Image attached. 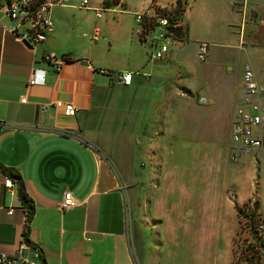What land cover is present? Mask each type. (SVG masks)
Segmentation results:
<instances>
[{
	"label": "crops",
	"instance_id": "obj_1",
	"mask_svg": "<svg viewBox=\"0 0 264 264\" xmlns=\"http://www.w3.org/2000/svg\"><path fill=\"white\" fill-rule=\"evenodd\" d=\"M134 3L101 0L89 5L102 4L104 21L125 23L120 53L112 47L110 34L103 39L105 35L95 23L99 16L93 11L90 22L80 21L76 0L52 6L51 28L35 47L25 45L19 38L23 27L13 32L11 19L0 12V163L17 172L32 208L24 234L26 204L17 182L4 186L5 175L0 171L2 251L14 252L23 240L40 248L43 264H171L166 260L167 251L156 255L162 248L157 238L146 248L140 244L143 248L137 254L131 249L133 237L143 242V236L147 239L154 234L141 210L142 206L157 208L160 191L156 190L159 184L140 191L138 169L126 166L130 155H134V164L142 165L147 159L161 165L154 167L156 181L169 173L177 181L184 164L191 168L185 178L196 176L192 172L196 170L201 181L197 208L201 203L203 220L187 212L182 222L183 234L188 229L183 242L189 244L196 229L199 242L206 245L209 240L214 256L218 234L216 240H211V233L206 236V212L216 213L212 228H218L224 205L232 202L234 207L250 196L236 201L239 186L226 176L233 168L230 164L238 162L228 158V148L234 109L241 98L242 63L204 33L214 35L219 20L234 18L240 35L245 14L252 13L258 22L246 26L247 50H263L264 0H185V40L168 45L166 61L150 57V48L146 51L135 30L133 33V12L138 10ZM94 26L99 28L95 37ZM200 40H207L209 46L206 57L195 67L190 59H197ZM240 40L237 36L239 45ZM46 50L66 56L58 70L42 60ZM33 68L44 69L43 82L28 81ZM120 71L131 72L129 83L119 81ZM227 72L232 73L233 82L222 85L218 77ZM55 100L72 103L74 114H64L54 105ZM113 161L118 162L119 172ZM243 163L255 167L253 181L258 179L254 183L258 191L259 161L248 158ZM188 181L192 183V179ZM66 190L74 204L59 210L56 203ZM233 213L230 238L237 225L235 208ZM229 249L230 240L228 253ZM22 254L28 257L29 251L24 249Z\"/></svg>",
	"mask_w": 264,
	"mask_h": 264
},
{
	"label": "built area",
	"instance_id": "obj_2",
	"mask_svg": "<svg viewBox=\"0 0 264 264\" xmlns=\"http://www.w3.org/2000/svg\"><path fill=\"white\" fill-rule=\"evenodd\" d=\"M66 0H0V12L7 15L12 22L11 30L16 32L23 27L19 38L29 46L40 43L51 28L52 6L63 4ZM185 0L161 3L158 0H147V5L133 12L135 32L139 39L150 48L149 56L161 59L166 56L170 43H181L185 40L186 26L182 20V5ZM79 6L90 7L95 16H100L102 6H89L88 0H79ZM179 8V9H178ZM181 9V13H180ZM99 28L94 26L92 36L98 35ZM241 43V42H240ZM209 42H197L196 57L203 60L208 51ZM66 59L64 54H56L46 50L42 60L52 69L58 70ZM130 71L118 72V79L129 83ZM44 69L33 68L28 78L30 83L43 82ZM241 98L233 113L230 128L231 144L228 157L232 161L245 162L257 160L260 164V195L254 193L245 202L237 204L236 219L239 232L232 241L230 264H264V73L257 75L249 61H244L240 69ZM24 97L21 98L24 101ZM54 105L60 107L66 115L74 114L75 107L68 101L55 100ZM3 185L11 187L14 183L5 175ZM74 204L68 190L56 203L59 210ZM11 209H8V212ZM128 229L127 216L125 219ZM29 251V256L22 250ZM0 264H43L40 248L25 241L19 242L16 250L6 253L0 249Z\"/></svg>",
	"mask_w": 264,
	"mask_h": 264
},
{
	"label": "rangeland",
	"instance_id": "obj_3",
	"mask_svg": "<svg viewBox=\"0 0 264 264\" xmlns=\"http://www.w3.org/2000/svg\"><path fill=\"white\" fill-rule=\"evenodd\" d=\"M79 2V0H76ZM101 0H88L89 5H97ZM168 1V0H161ZM174 0H170L169 3ZM198 1V0H197ZM145 2L147 0H135V3L133 7L138 8L140 10L145 5ZM99 5V4H98ZM102 5V4H101ZM100 5V6H101ZM185 1L183 4V11L185 9ZM76 9V13L80 21L83 23L90 22L91 19L94 17L92 14V10L89 7H81ZM249 13V12H248ZM101 15V14H100ZM105 15V12L102 13L101 16L97 17L95 20V23L99 26L101 33L104 34V40H106L109 37V34L111 35V43L112 47L116 48V53H120L121 51V36L126 31V28L123 29V26L125 23H122V25H119L118 22H109L104 21L103 18ZM246 18H244V25H243V31L241 29L240 35L237 34L238 31V25L235 24L234 18H225V20H219L217 22V30L214 35L210 32H205L204 36L205 38L209 39H215L216 42L220 43L221 46L227 48V55L232 56L233 59L238 63H243L244 61H249L251 65L253 66L254 70L256 72L264 73V47L263 50H247V47L250 45L248 39H247V30L246 26L247 24H253L258 21H255L253 19L252 13L245 14ZM196 24L200 27L199 21L196 22ZM229 24V25H228ZM232 26V28H231ZM136 26H133V33ZM201 28V27H200ZM202 29V28H201ZM232 29L235 30L232 34ZM229 30L231 32H229ZM239 32V31H238ZM196 36H201V32H196ZM238 39L241 42V45H239ZM241 37V38H240ZM109 42V40H107ZM212 41V40H211ZM237 42V45L235 43ZM143 48L147 51L148 46L146 43L142 42ZM260 46V45H259ZM212 48V46H211ZM214 48V47H213ZM169 57L166 56L158 61H166ZM198 60V61H197ZM191 63L196 67L197 62H201L202 60L195 59V57L190 59ZM230 61V60H229ZM177 75H175L176 77ZM174 78V77H173ZM233 75L231 72H227L226 75H222L221 77H218V80L220 84L225 85L226 83L231 84L233 82ZM131 150V149H128ZM132 150H135V148H132ZM126 157V156H125ZM229 158V157H228ZM145 162L140 164H134V155H130L128 163L126 166H131V170L138 169V175H140V183L141 186L138 188L140 191L142 190H149L150 188L153 189V186H156L159 184V187L156 188V190H159L158 199L156 201L157 208H148L142 206L141 213L144 217H148V224L152 223V230L151 232H154V234L149 238H141L143 242H139L134 237L131 239V249L135 254H137L141 248H146L145 245L147 243H152L159 241V250H157L156 255H164V253L167 251L168 254H165L167 256L166 260H168L171 264H230L231 262V248H232V241L235 235L239 232V226H235L234 233L232 234L230 238V233L233 230V208L237 206V204H234L235 207H233V203L229 202L228 205H224V208L221 212V217L219 219V226L218 228H212L217 223V216L216 213L210 214L209 211L206 212V224H208V227H206L207 235L211 233L213 239L216 240V235L218 234V253L216 256L213 255L212 252V245H208V241H206V245H203L199 242V235L197 233L196 229L192 230V240L189 244H185L183 242L184 238L186 237V234L188 232V229L185 234L183 228L182 222L186 221V217L188 215L187 212H191L196 218H199V221H202L203 218L199 216V211L202 206L200 203L199 208H197V202L200 200L199 192H201V189H199V185L201 183L200 178L197 177L198 174H196V170L193 169V174L196 176L191 178H185L186 173L191 172V168L188 164H184V168H180L179 175H177V181H173V174L169 173L166 175V178H160L158 181H156L153 178L154 173V167H159L153 163H151L147 159L144 160ZM117 164V165H116ZM114 168L117 172H119V165L117 161H113ZM230 166H233L232 169H229L226 172V176L228 179H231L235 181L238 186V193L236 194V201H240L241 197L243 198L246 194L250 196L255 195L254 193H259L260 195V189L257 191V187H254V183H258V179L254 180L256 176V169L253 165H247L243 162L238 161L236 166L235 163ZM235 166V167H234ZM163 168V165H162ZM138 175L136 176L138 179ZM192 175V174H191ZM189 179H192V183L189 184ZM142 181V182H141ZM261 181V180H260ZM139 183V185H140ZM197 185V186H195ZM231 191V189H227V192ZM231 196V194H229ZM248 196L246 200L250 199ZM234 199L233 197L231 200ZM194 201V202H192ZM132 208L131 211L134 210V200H132ZM174 207V208H173ZM152 214L153 217L150 218L149 215ZM133 213L131 215L132 220ZM135 219V218H134ZM138 222V218H136ZM148 233V232H147ZM197 233V234H196ZM155 238V239H152ZM152 239V240H151ZM162 240V241H161ZM210 240V241H211ZM229 240H230V249L228 253L229 248ZM154 242V243H155ZM184 243V244H183ZM140 244L144 245L143 247L140 246ZM221 249V251H220ZM155 255V254H154ZM230 255V257H229ZM216 257V258H213ZM213 258V259H212ZM229 259V261H228Z\"/></svg>",
	"mask_w": 264,
	"mask_h": 264
},
{
	"label": "trees",
	"instance_id": "obj_4",
	"mask_svg": "<svg viewBox=\"0 0 264 264\" xmlns=\"http://www.w3.org/2000/svg\"><path fill=\"white\" fill-rule=\"evenodd\" d=\"M176 3L179 6V0H176ZM183 4H181L182 5V12H183ZM180 13H181V9H180ZM0 171L4 175L9 176L12 180H14V181L17 182V184H18V187L17 188H18L19 196L22 199V201L26 204V207L27 208H26V217H25V223H24V234H25V231L27 229L28 219H29V216H30V213H31V210H32L31 205L29 203L28 198L26 197V193H25V191L23 189L22 184L19 182V178H18L17 172L13 168L8 167V166H4L1 163H0ZM235 208H237V206Z\"/></svg>",
	"mask_w": 264,
	"mask_h": 264
},
{
	"label": "water",
	"instance_id": "obj_5",
	"mask_svg": "<svg viewBox=\"0 0 264 264\" xmlns=\"http://www.w3.org/2000/svg\"><path fill=\"white\" fill-rule=\"evenodd\" d=\"M25 43V45L29 46L25 41H23ZM84 61V60H83ZM89 235H92V234H89Z\"/></svg>",
	"mask_w": 264,
	"mask_h": 264
}]
</instances>
